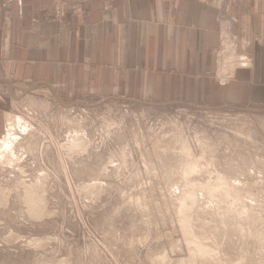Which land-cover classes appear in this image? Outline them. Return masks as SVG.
Instances as JSON below:
<instances>
[{
  "label": "rangeland",
  "instance_id": "374dc122",
  "mask_svg": "<svg viewBox=\"0 0 264 264\" xmlns=\"http://www.w3.org/2000/svg\"><path fill=\"white\" fill-rule=\"evenodd\" d=\"M37 90L0 120V264H264V109Z\"/></svg>",
  "mask_w": 264,
  "mask_h": 264
},
{
  "label": "crops",
  "instance_id": "0c3cea01",
  "mask_svg": "<svg viewBox=\"0 0 264 264\" xmlns=\"http://www.w3.org/2000/svg\"><path fill=\"white\" fill-rule=\"evenodd\" d=\"M39 88L73 104L264 109V0H67L62 17L53 0H0V120Z\"/></svg>",
  "mask_w": 264,
  "mask_h": 264
},
{
  "label": "built area",
  "instance_id": "2783aa9c",
  "mask_svg": "<svg viewBox=\"0 0 264 264\" xmlns=\"http://www.w3.org/2000/svg\"><path fill=\"white\" fill-rule=\"evenodd\" d=\"M54 9L57 17H62L66 11L67 0H53Z\"/></svg>",
  "mask_w": 264,
  "mask_h": 264
},
{
  "label": "bare ground",
  "instance_id": "6f19581e",
  "mask_svg": "<svg viewBox=\"0 0 264 264\" xmlns=\"http://www.w3.org/2000/svg\"><path fill=\"white\" fill-rule=\"evenodd\" d=\"M5 146H6V144H5Z\"/></svg>",
  "mask_w": 264,
  "mask_h": 264
}]
</instances>
